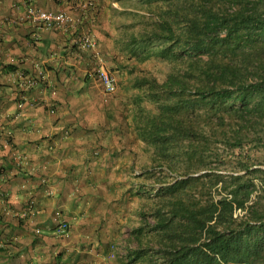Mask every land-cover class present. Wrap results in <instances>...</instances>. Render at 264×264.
<instances>
[{
    "label": "trees",
    "instance_id": "trees-1",
    "mask_svg": "<svg viewBox=\"0 0 264 264\" xmlns=\"http://www.w3.org/2000/svg\"><path fill=\"white\" fill-rule=\"evenodd\" d=\"M118 2L120 87L91 123L135 156L107 264H264V0Z\"/></svg>",
    "mask_w": 264,
    "mask_h": 264
},
{
    "label": "crops",
    "instance_id": "crops-1",
    "mask_svg": "<svg viewBox=\"0 0 264 264\" xmlns=\"http://www.w3.org/2000/svg\"><path fill=\"white\" fill-rule=\"evenodd\" d=\"M78 1L0 0V20L10 17L0 24V264L103 262L105 248L99 239L94 245L89 240L97 236V220L84 203L85 186L96 193L112 158L106 147L101 150L98 127L91 123L95 103L107 93L96 77L99 60L83 39L91 34L103 63L116 68L122 7L118 0H97L95 9H78ZM26 2L66 10L81 22L40 27L25 16ZM23 74L39 83L27 88ZM58 209L70 224L63 237Z\"/></svg>",
    "mask_w": 264,
    "mask_h": 264
},
{
    "label": "rangeland",
    "instance_id": "rangeland-1",
    "mask_svg": "<svg viewBox=\"0 0 264 264\" xmlns=\"http://www.w3.org/2000/svg\"><path fill=\"white\" fill-rule=\"evenodd\" d=\"M115 69L116 68L114 67L113 69L111 68L110 70L114 73V75L117 78V89H118L120 87L119 76ZM107 94H104V97ZM113 146L114 144H111V148ZM132 147L134 151L137 152L139 156H141L138 142L132 143ZM100 148L101 150L103 149L102 147ZM102 153H104V150L102 151ZM134 156L135 155L132 153L129 154V156L127 157H116V158L106 159L105 161L107 164L106 168L110 166L108 168L109 172L108 173L104 172L105 176H107V177H103L104 182H101L103 180L101 181L99 180L100 184H98L99 186L96 187L95 190L96 193L93 192L94 190L92 185L85 186V188L89 190V192L88 190L87 192H85L87 195L89 193V198H88L89 204L86 205L84 203V208H86V212H88V215L90 214L91 216L92 215L94 216V220H97L96 224L98 225L97 231L94 232L97 234L98 237L93 236L89 238V240L93 242V245L96 243V241H98L97 239L100 238L99 237L100 233H102V236L105 239L106 244L107 245L110 244L109 241L122 228V224L125 222V217L127 215V209H125V205L123 204L121 206V204L115 202L111 208L107 209L108 208L107 202L118 201L123 196V192H125L129 188L131 183V175L128 172V169H126V166H127V162L129 160H132ZM109 178L111 181L109 180ZM93 195L95 197L90 198V196ZM96 196H98V198H96ZM130 204H133V202L128 203V206ZM127 231H128V227L124 226L123 233H126ZM109 262L110 261L107 260V257L104 253L103 262L99 260L97 264H102V263L107 264Z\"/></svg>",
    "mask_w": 264,
    "mask_h": 264
},
{
    "label": "built area",
    "instance_id": "built-area-1",
    "mask_svg": "<svg viewBox=\"0 0 264 264\" xmlns=\"http://www.w3.org/2000/svg\"><path fill=\"white\" fill-rule=\"evenodd\" d=\"M77 8H96L97 7V0H79ZM25 16L31 20L32 22L36 23L40 27L44 28H66L70 25L79 24L81 22V18L74 16L70 12L66 10H46L40 8L36 5L30 4L26 2L25 4ZM10 19L9 16H5L3 19L0 20V24L7 22ZM84 47H88L94 50L95 57L99 60L98 67L96 69V77L101 81L103 85V89L106 93H112L117 89V78L114 73L106 67L103 63V58L98 50V42L97 40L91 35L88 34L83 39ZM22 78L25 80L24 85L27 88H31L39 83V78L35 76L29 75H22ZM17 156V155H15ZM21 158L20 155L17 156ZM32 172H36L37 168H31ZM43 183L47 182L46 178H42ZM48 194H53L54 189L52 187H48L47 189ZM34 201L31 200L29 203L30 212H34ZM55 220L58 221V234L60 237L66 236L70 231V224L69 222L63 217V212L61 210L56 211ZM37 233H40V229H37Z\"/></svg>",
    "mask_w": 264,
    "mask_h": 264
}]
</instances>
